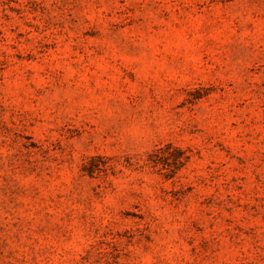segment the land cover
I'll return each mask as SVG.
<instances>
[{"label":"rangeland","instance_id":"374dc122","mask_svg":"<svg viewBox=\"0 0 264 264\" xmlns=\"http://www.w3.org/2000/svg\"><path fill=\"white\" fill-rule=\"evenodd\" d=\"M0 264H264V0H0Z\"/></svg>","mask_w":264,"mask_h":264}]
</instances>
